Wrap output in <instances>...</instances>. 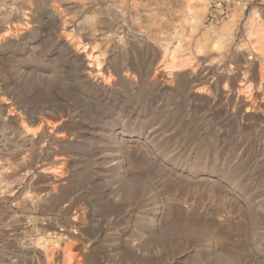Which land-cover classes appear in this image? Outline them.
Masks as SVG:
<instances>
[{
    "label": "rangeland",
    "instance_id": "rangeland-1",
    "mask_svg": "<svg viewBox=\"0 0 264 264\" xmlns=\"http://www.w3.org/2000/svg\"><path fill=\"white\" fill-rule=\"evenodd\" d=\"M188 8L0 0V264H264V0Z\"/></svg>",
    "mask_w": 264,
    "mask_h": 264
},
{
    "label": "bare ground",
    "instance_id": "bare-ground-1",
    "mask_svg": "<svg viewBox=\"0 0 264 264\" xmlns=\"http://www.w3.org/2000/svg\"><path fill=\"white\" fill-rule=\"evenodd\" d=\"M189 15L184 20L183 37L190 38L197 31L196 16L205 11L207 0H187ZM177 43V44H176ZM247 44L250 51V59L260 61V70L258 72V84L264 88V18L260 14L253 15L249 20V31L247 33ZM181 44L175 42L165 49V62L167 61L173 67L191 65L194 59L190 56L184 57L181 53ZM243 77L250 80L249 74H243Z\"/></svg>",
    "mask_w": 264,
    "mask_h": 264
},
{
    "label": "water",
    "instance_id": "water-1",
    "mask_svg": "<svg viewBox=\"0 0 264 264\" xmlns=\"http://www.w3.org/2000/svg\"><path fill=\"white\" fill-rule=\"evenodd\" d=\"M63 43L65 44V45H68L69 46V43L65 40V39H63ZM70 47V46H69ZM77 56L79 57V60L81 61V63H82V66L86 69V70H92V68L89 66V59H87V57H86V55L85 54H77Z\"/></svg>",
    "mask_w": 264,
    "mask_h": 264
},
{
    "label": "built area",
    "instance_id": "built-area-1",
    "mask_svg": "<svg viewBox=\"0 0 264 264\" xmlns=\"http://www.w3.org/2000/svg\"><path fill=\"white\" fill-rule=\"evenodd\" d=\"M217 0H213V3H215Z\"/></svg>",
    "mask_w": 264,
    "mask_h": 264
}]
</instances>
